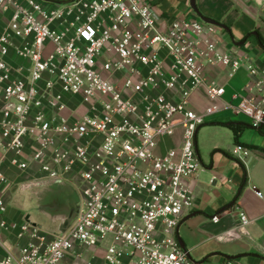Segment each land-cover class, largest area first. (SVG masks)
<instances>
[{
  "label": "built area",
  "instance_id": "2783aa9c",
  "mask_svg": "<svg viewBox=\"0 0 264 264\" xmlns=\"http://www.w3.org/2000/svg\"><path fill=\"white\" fill-rule=\"evenodd\" d=\"M251 1L264 17V0ZM216 27L175 17L162 30L143 0H0V189L5 162L19 171L35 164L81 199L76 220L56 235L8 221L0 190V230L26 241L0 264H195L178 229L195 203L198 130L224 108L264 125V68L224 50ZM216 66L228 78L248 72L238 104L209 78ZM200 89L202 108L193 103ZM178 127L180 145L158 153ZM239 219L250 223L245 212Z\"/></svg>",
  "mask_w": 264,
  "mask_h": 264
},
{
  "label": "crops",
  "instance_id": "0c3cea01",
  "mask_svg": "<svg viewBox=\"0 0 264 264\" xmlns=\"http://www.w3.org/2000/svg\"><path fill=\"white\" fill-rule=\"evenodd\" d=\"M143 1L152 8L162 30L167 29L175 17L185 19L201 16L200 14L224 23L227 29L218 26L222 29V38H226V42L232 43L240 52H246L259 67L264 68V48L259 44L256 35L241 42L256 27L260 28L264 37L262 27L249 18L253 15H244L243 19L232 16L225 20L218 12L220 0H204L202 5L201 0H198L200 13L193 9L191 0ZM224 3L228 7L233 5L232 0H224ZM14 61L25 63L15 58ZM208 74L209 78L225 85L226 101L234 105L239 103V98H234V94L244 92L249 81L245 69L238 70L231 78H228L227 68L224 66H216ZM193 103L198 108L207 103L203 89L194 95ZM230 122L240 128L239 135L229 126ZM250 128L254 127L248 116L234 115L231 109L224 108L208 117L206 124L198 130L196 140L200 168L197 178L192 181L195 203L178 229L179 240L195 264H219L228 257L237 258L245 264H264V125L258 128L263 138L250 133ZM181 136L182 128L178 127L172 137H166L159 142L157 152L165 153L168 149L179 146ZM237 146L249 148V153L246 152V156L244 152L236 154ZM3 167L8 178L7 184L0 189L8 205L5 218L18 222L30 220L37 224L16 204L19 198L23 199L18 195V190H35L34 193H28L27 199L34 203L46 222L50 223L47 228L41 224L40 226L49 233L58 232L59 221H52L38 207V197L42 189H25L28 183L45 180L39 173L38 166L32 164L29 170L19 171L9 162H5ZM255 190L260 191L262 197L257 196ZM240 212H245L250 219V223L243 228L240 226ZM215 215L220 217L217 223L213 221ZM25 242L18 240L13 232L0 230V257L8 251L18 253Z\"/></svg>",
  "mask_w": 264,
  "mask_h": 264
},
{
  "label": "water",
  "instance_id": "95a60500",
  "mask_svg": "<svg viewBox=\"0 0 264 264\" xmlns=\"http://www.w3.org/2000/svg\"><path fill=\"white\" fill-rule=\"evenodd\" d=\"M191 6L199 12L197 0H191ZM200 15L205 22L227 29L218 21ZM25 189H42L38 197V207L52 221H59L56 235L63 234L76 220L80 210V198L75 187L69 182L62 179H45L28 183Z\"/></svg>",
  "mask_w": 264,
  "mask_h": 264
},
{
  "label": "rangeland",
  "instance_id": "374dc122",
  "mask_svg": "<svg viewBox=\"0 0 264 264\" xmlns=\"http://www.w3.org/2000/svg\"><path fill=\"white\" fill-rule=\"evenodd\" d=\"M204 0H201L200 3L201 5L203 4ZM233 1V5L231 7H228V4L226 5V3H224V0H220V4L219 8H218V12L221 15V17H223L225 20H229L230 17L234 16L235 18L238 17L240 19H243L244 15H253V17H249L252 21H254L257 25L262 27V30H264V17L262 16V11L259 7L256 6V4L254 2H252L251 0H232ZM198 2V0H197ZM217 4V3H216ZM198 6V4H197ZM199 8V7H198ZM223 19V20H224ZM221 23V22H219ZM223 25H225L224 23H221ZM227 26V25H226ZM217 33L219 35L222 36V29L217 28ZM254 32H259L261 35V30L260 28H254V30L252 31V33ZM251 33V32H249ZM248 33V34H249ZM253 36V35H252ZM222 42L225 43L226 49L229 52H240L236 46L228 44L226 42V38H222ZM228 44V45H227ZM250 133H255L257 135H259L260 138H263L262 133H260L258 128H250ZM258 142L260 143V139H258ZM245 151H247V154L249 153V148L245 147ZM247 154H245L244 152V156H246ZM35 190H32V192H25L23 190H18V195H20V197L22 196V198L18 199V203L17 206H19V208L22 209V212L26 213L27 215H29L35 222H37V224H41L44 228H47L49 226V222H46L45 218L40 214V212L38 211V208L34 205V203L32 201H29L28 198V193H34Z\"/></svg>",
  "mask_w": 264,
  "mask_h": 264
},
{
  "label": "trees",
  "instance_id": "16d2710c",
  "mask_svg": "<svg viewBox=\"0 0 264 264\" xmlns=\"http://www.w3.org/2000/svg\"><path fill=\"white\" fill-rule=\"evenodd\" d=\"M252 35H256L259 44L264 48V37H263L259 32H257V33H256V32H254V33L251 32V33L247 34V35L242 39L241 42H245V41H246L250 36H252ZM229 126H230L231 128L234 129L236 135H239V134H240V128H239L235 123L230 122V123H229ZM245 181H246V178H244V183H245Z\"/></svg>",
  "mask_w": 264,
  "mask_h": 264
}]
</instances>
